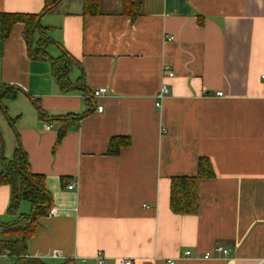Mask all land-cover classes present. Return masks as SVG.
<instances>
[{
	"label": "crops",
	"instance_id": "1",
	"mask_svg": "<svg viewBox=\"0 0 264 264\" xmlns=\"http://www.w3.org/2000/svg\"><path fill=\"white\" fill-rule=\"evenodd\" d=\"M53 1L0 0V14H38ZM99 10L85 17L82 0H58L40 21L55 43L47 54L73 57L80 68L70 81L83 72L88 92L60 91L49 63L30 56L39 36L28 47L23 24L5 43L0 34V90L12 97L1 102L0 124L7 117L13 148L2 154L0 134V155L20 144L54 210L38 220L26 259L97 264L101 253L103 264H264V0H142L134 21L121 0H100ZM165 66L174 77L162 81ZM162 82L168 92L157 109ZM100 88L107 94L87 97ZM20 100L24 108L8 117ZM117 137L131 144L110 155ZM199 158L214 178L198 181L196 215H176L171 179L196 177ZM9 196L0 186V225L30 212L22 202L18 216L7 214ZM216 247L229 259H194ZM56 250L62 258H50ZM0 264L13 262L0 256Z\"/></svg>",
	"mask_w": 264,
	"mask_h": 264
},
{
	"label": "trees",
	"instance_id": "2",
	"mask_svg": "<svg viewBox=\"0 0 264 264\" xmlns=\"http://www.w3.org/2000/svg\"><path fill=\"white\" fill-rule=\"evenodd\" d=\"M60 1V0H59ZM122 15L134 21L142 12V0H121ZM53 1L45 4L38 14H0V34L2 43L9 37L12 27L21 23L24 25L23 37L31 45L34 35L38 34L35 47L30 51V56L37 60L47 61L50 65L51 75L61 92L65 94L75 90L86 91L84 87V74L77 78L75 84L70 81V72L73 67L80 68V64L66 51L61 49L60 56L50 57L46 48L55 44L48 36L49 28L42 27L41 18L56 4ZM100 0H82V15L85 17L98 16ZM4 91V92H3ZM8 89L0 90V110L3 99L8 97ZM89 95V94H88ZM67 127V126H66ZM62 127L57 136L54 148H57L66 133ZM131 141L127 137L112 138L108 146V154L117 155L120 148L127 147ZM214 178V169L206 158L198 159L196 177H175L170 183L169 205L172 213L176 215H196L198 211V181ZM0 186L10 189L7 214L18 216V208L22 202L30 205L28 214H21L12 224L0 225V256L7 257L13 264H36L35 259H26L27 242L32 238L40 225L38 220L47 216L52 208V198L47 192L44 177L31 172L27 159L20 144L13 151L10 158L0 155Z\"/></svg>",
	"mask_w": 264,
	"mask_h": 264
},
{
	"label": "built area",
	"instance_id": "3",
	"mask_svg": "<svg viewBox=\"0 0 264 264\" xmlns=\"http://www.w3.org/2000/svg\"><path fill=\"white\" fill-rule=\"evenodd\" d=\"M173 77H174V72L168 66H165L162 70V81L167 79V78L172 79ZM262 78H264V77H262ZM167 92H168L167 86L162 82L160 85V88L156 94L155 107L157 109L161 108L162 100L164 99ZM105 94H107L106 88H100V89L93 91L87 97L90 99H98ZM216 96L222 97L223 93L218 92V93H216ZM102 110H103L102 106L97 107V112L101 113ZM49 128H50V126L46 127V129H49ZM73 187L74 186L70 185V184L67 186V188L69 190L73 189ZM53 213H54V210H50V214H53ZM213 252L215 254H217V256H215L213 254ZM213 252L205 253L204 255H202V257H196V258L192 257V258L199 259V260L229 259L230 250H228L226 248L216 247ZM190 257H191V253L189 251L185 252L183 255V258H186V259H189ZM50 258L60 259V258H62V254L60 253V251L56 250V251H53L51 253ZM95 260H96L97 264H103V261H104L103 255L101 253H97L95 256ZM121 264H131V261L130 260L121 261ZM168 264H175V261H168Z\"/></svg>",
	"mask_w": 264,
	"mask_h": 264
},
{
	"label": "rangeland",
	"instance_id": "4",
	"mask_svg": "<svg viewBox=\"0 0 264 264\" xmlns=\"http://www.w3.org/2000/svg\"><path fill=\"white\" fill-rule=\"evenodd\" d=\"M107 7H108L107 5H101V9H103V10L104 9H107ZM24 103H26V102H24ZM21 104H22L21 103V100L18 101V102H16L14 104V106H13L15 108V112H14V108H11V109L8 110L7 116L10 117V118H13L15 116V114H16V110L17 109H20L21 108V110H22V108H24V107H22L23 105H21ZM1 117H5V116H0V118ZM4 122L7 124V127H5V126H3V125L0 124V134H1V137H2V143H3V146H2V154L5 156L7 154V152H8L9 147H11V150H13V148H12L10 139L6 135L7 132L8 133L12 132L10 130V128H9L10 126H9V122H8L7 117L4 120ZM4 130H6L7 132L4 131ZM19 214H20V212H19Z\"/></svg>",
	"mask_w": 264,
	"mask_h": 264
}]
</instances>
